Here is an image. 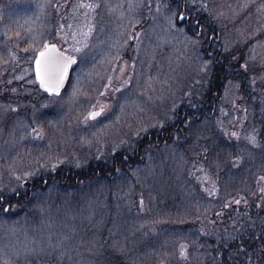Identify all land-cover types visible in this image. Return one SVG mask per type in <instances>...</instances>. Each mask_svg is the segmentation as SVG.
Listing matches in <instances>:
<instances>
[{"label":"rangeland","instance_id":"rangeland-1","mask_svg":"<svg viewBox=\"0 0 264 264\" xmlns=\"http://www.w3.org/2000/svg\"><path fill=\"white\" fill-rule=\"evenodd\" d=\"M187 2H197L201 12L212 15L224 52L246 61L244 68L260 92L257 111L241 97L239 83L228 82L212 125L230 136L228 121L237 113L239 139L248 142L245 137L254 136L258 144L259 122L252 114H264V0ZM136 3L0 0V192L26 190L28 180L57 169L112 161L146 131L173 120L187 98L201 96L214 66L202 40L183 33L170 5L158 39L153 26L137 16ZM21 36L27 39L18 65L23 83L13 84L9 95L7 56ZM46 41L78 59L60 95L42 91L33 73L35 54ZM101 106L104 113L85 124L83 116ZM199 124L194 137L209 140V123ZM32 127L43 130L42 139L29 134ZM177 144L172 152L171 145L149 147L142 162L126 165V172L121 169L113 178L86 179L73 190L53 182L34 190L32 210L23 205L0 210V264H215L204 228L164 223L175 218L164 202L177 197L183 202L182 166L198 155ZM261 154L254 152V162ZM195 166L186 169L192 172ZM217 185L211 181V205L225 195L224 185ZM181 244L187 246L186 258L180 255Z\"/></svg>","mask_w":264,"mask_h":264},{"label":"trees","instance_id":"trees-1","mask_svg":"<svg viewBox=\"0 0 264 264\" xmlns=\"http://www.w3.org/2000/svg\"><path fill=\"white\" fill-rule=\"evenodd\" d=\"M189 4L191 5L189 6ZM189 4L187 8L191 11L212 21V15L201 12L197 2H190ZM215 29L219 31L218 28L215 27ZM26 40V36H21L12 46L10 55L7 56V62H9L7 66L9 76L7 92L9 95L12 93L9 89L13 84L19 86L23 83L20 79L18 65L22 60L19 57L27 42ZM223 52V63L218 68L216 67L218 73L215 74L214 69L211 72V102L214 104V106L211 105V108L215 107V111L211 115V135L209 133L207 137L211 139V181L217 180V187L221 184L226 190L225 195L221 197L222 200L211 205V226L197 228L206 230L203 235L208 238V242L212 238L211 244L210 242L209 244L211 245V253H214L211 261H214L215 264H264V192H261V189L264 188V180L260 179L264 176V114L263 116L256 113L252 114L253 119L259 122L256 126L258 134V144L256 145L231 135L235 132L239 136L240 127L233 120L228 121L230 125H233L229 131L230 136L218 133L212 125L215 117L220 115L218 112L222 110V105L220 106L221 97L228 82H238L241 97L255 107L257 106V111L259 101L256 99L260 92L254 86L255 80L250 78V70L244 68L246 61L244 59L236 60V55H232V52ZM131 150L134 151L137 161L142 162L144 152L149 150V147L137 144L133 148L130 145L125 150L116 153L112 161L97 160L80 168L57 169L47 175H38L27 182L25 181L26 190H18L13 194L0 192V210L6 211L5 209L8 210V208L11 209L13 206L19 205H23L25 210L29 209L28 205L34 198V190L45 189L52 182L57 183L58 187L62 189L73 190L86 179L98 176L113 178L111 175L115 174L116 176L119 172L116 169V161H114L116 155L123 156ZM258 151L262 153L260 160L254 162V152ZM220 164L223 165L222 168ZM121 169L126 172L125 163H120ZM215 169L224 170L222 174L221 171L216 174ZM106 170L111 175H107ZM100 171H103V174H99ZM220 195L214 196L213 199ZM200 197L201 203L197 207L198 209L208 205L207 196L201 195ZM181 200L177 197L164 202L166 205L172 206L170 207L171 210H167L171 211V215L176 217L179 215L176 208L182 204ZM236 200H239L240 203H235ZM170 213L164 212L163 215L166 217V214ZM155 222H153L154 226H162L160 225L162 223ZM215 228L216 231L213 230ZM197 235L204 239L202 233H197Z\"/></svg>","mask_w":264,"mask_h":264},{"label":"flooded vegetation","instance_id":"flooded-vegetation-1","mask_svg":"<svg viewBox=\"0 0 264 264\" xmlns=\"http://www.w3.org/2000/svg\"><path fill=\"white\" fill-rule=\"evenodd\" d=\"M136 1L137 16L144 18V23L153 26L152 31L158 39H160V37L163 38V24L169 16L168 6L174 7L178 12L177 23L183 27V33L186 36L188 35L192 38L197 37L202 40L201 47L206 51L208 58H212L214 73H218L217 68L223 63L222 52L224 51V45L222 44L220 32L215 29L211 20L187 8V0ZM181 13L186 14L182 20L179 19ZM172 14L173 13H171V15ZM219 46L222 47L220 51L217 49ZM211 105L214 106L211 102L210 71L206 87L202 91L201 96L187 98L179 108H177L173 120L157 129L154 128L146 131L136 143V145L141 144L142 146L151 148L171 145L170 152H172L174 150L172 148H175V145L178 146L177 143L180 142L182 146L186 147V151L198 152L197 158L192 159L190 162L188 160L185 165L186 168L189 165H196L194 171L191 172L187 170L184 165L182 166L186 174L184 177V184L187 186V189L184 190L185 194L188 196H185V194L182 195L183 202L176 208L179 215L177 217L175 216L176 218L174 219L164 222L172 226H211V139L199 140L194 137L195 130L201 126L199 123L202 121H206L207 125L209 123L207 133L211 135V115L215 111V107L211 108ZM235 116H237V113L234 114L232 119L234 123ZM131 146L134 148L135 144ZM170 152H167V154H170ZM175 152L177 153L176 150ZM114 161H116V169L118 171L120 170V163H125L129 168H133L138 162L133 150L125 153L123 156L116 155ZM105 172L107 175H111L107 170ZM99 174H103V171H100ZM114 176L115 174L111 175V177ZM204 177H207V179H204ZM201 195L207 196L208 205L204 206L202 209H198L197 207L200 206L199 204L201 203ZM209 242L211 244V240Z\"/></svg>","mask_w":264,"mask_h":264},{"label":"snow or ice","instance_id":"snow-or-ice-1","mask_svg":"<svg viewBox=\"0 0 264 264\" xmlns=\"http://www.w3.org/2000/svg\"><path fill=\"white\" fill-rule=\"evenodd\" d=\"M80 7L94 9V7H99V5L81 4ZM180 19H183V17H180ZM73 50L75 52H81L80 48H74ZM35 63L36 73L39 78V83L41 87H43L45 91L53 95H59V89L64 84L69 67L77 63V61L73 57L64 55L62 52L59 51V49L56 48L55 45H49L46 46L45 49L39 53V58L36 60ZM103 113L104 106H101L99 111H89L85 116H83V122L87 124L89 121H95ZM29 134H34L37 139L43 138V130L38 127H32ZM231 135L239 139L237 133L233 132L231 133ZM245 139L248 140L249 143L256 145V138L254 136L245 137ZM204 179H207V177H204ZM260 179L264 180V176L260 177ZM261 192H264V188L261 189ZM234 202L237 204L240 203L239 200H236ZM140 203L141 205H143V201H141ZM142 227H148V225H142ZM150 230L154 231V229ZM143 235L146 236L147 233H143ZM65 239H67V237ZM186 248V245H180V255L184 258H186ZM5 264H7V262H5ZM162 264H164L163 261Z\"/></svg>","mask_w":264,"mask_h":264},{"label":"water","instance_id":"water-1","mask_svg":"<svg viewBox=\"0 0 264 264\" xmlns=\"http://www.w3.org/2000/svg\"><path fill=\"white\" fill-rule=\"evenodd\" d=\"M185 15H186V14L181 13L180 16H179V19H180V17H184ZM180 20H182V19H180ZM218 40H219V38H218ZM49 45H55L56 48L59 49V51L62 52L64 55L69 56V57H73V58L76 59V61H77V63H75V64H73V65H71V66L69 67V69H68V74H67V77H66V79H65V81H64V84H63V86L59 89V93H60V94L62 93V91L64 90V88H65V87L67 86V84L69 83V81H70V79H71V76H72V72H73L74 68L78 65V59H77V57H76L75 55H73V54H71V53H69V52L63 50L62 48H60L55 42H49V41H46V42L44 43V45H43V46H42V47L36 52L35 57H34V59H33V73H34V76H35L36 82L38 83V86H39V88H40L42 91L46 92V93H47L48 95H50V96H53V94H51V93L45 91V89H44L43 87H41V85H40V83H39V78H38L37 73H36V63H35L36 60L39 58V53H40L41 51H43V50L45 49L46 46H49ZM217 49L220 51V50L222 49V47L219 46Z\"/></svg>","mask_w":264,"mask_h":264}]
</instances>
